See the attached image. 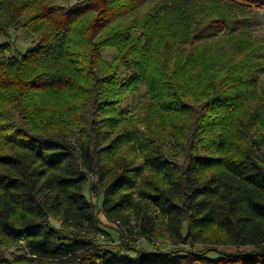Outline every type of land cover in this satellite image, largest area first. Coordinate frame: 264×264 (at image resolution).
<instances>
[{
    "label": "trees",
    "instance_id": "16d2710c",
    "mask_svg": "<svg viewBox=\"0 0 264 264\" xmlns=\"http://www.w3.org/2000/svg\"><path fill=\"white\" fill-rule=\"evenodd\" d=\"M263 9L0 0V39L33 36L0 43V264H264V86L245 39ZM100 211L176 246L103 243Z\"/></svg>",
    "mask_w": 264,
    "mask_h": 264
},
{
    "label": "rangeland",
    "instance_id": "374dc122",
    "mask_svg": "<svg viewBox=\"0 0 264 264\" xmlns=\"http://www.w3.org/2000/svg\"><path fill=\"white\" fill-rule=\"evenodd\" d=\"M79 1L82 0H57V2L61 5L68 6L73 5ZM250 19L252 21V30L247 33L245 36L246 41L251 42V44L255 45L257 47V57L256 60L259 64V73L257 75V78L259 79L258 83L260 88L262 89V86H264V9L258 10L251 14ZM29 31L20 30L15 31L12 30V39H0V43H11V47H17L21 51L25 52L27 47H29L33 41V36L28 33ZM242 45L245 47L246 44L242 42ZM116 48H107L105 50V55L107 58L112 59L117 54ZM263 91V90H262ZM145 92V87H141L140 91L135 92L129 100L126 102L127 107L131 110H134L137 103H139L143 99V95ZM87 196H89V193L87 192ZM93 202L97 204L98 208H101L102 205V198L93 196L92 198ZM99 219L101 221V230L98 233V238L101 240V242L109 244V245H119L121 244L122 238L120 236L121 231L125 234V238L123 240H131L130 243L133 247L145 250L150 255H154L156 253V248L167 251L169 249L174 248L176 245H174L170 240L167 239H157L155 240V245L152 244V242L143 236L136 237L134 234L137 229H134V226H137V221L133 217H131V224L129 226L122 223L119 224L118 222H113L109 220L106 215L100 211L98 213ZM52 223L56 226H60V222L52 218ZM188 247V246H185ZM198 249H201V246H197ZM222 250H227L226 247H220ZM129 250L125 249V252ZM131 255H134V253L130 252ZM208 256L210 257H219L218 253H210Z\"/></svg>",
    "mask_w": 264,
    "mask_h": 264
}]
</instances>
